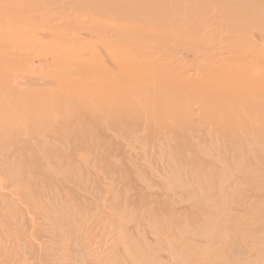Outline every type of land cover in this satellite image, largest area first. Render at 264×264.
Instances as JSON below:
<instances>
[{
	"label": "rangeland",
	"instance_id": "374dc122",
	"mask_svg": "<svg viewBox=\"0 0 264 264\" xmlns=\"http://www.w3.org/2000/svg\"><path fill=\"white\" fill-rule=\"evenodd\" d=\"M263 37L264 0H0V264H264Z\"/></svg>",
	"mask_w": 264,
	"mask_h": 264
},
{
	"label": "bare ground",
	"instance_id": "6f19581e",
	"mask_svg": "<svg viewBox=\"0 0 264 264\" xmlns=\"http://www.w3.org/2000/svg\"><path fill=\"white\" fill-rule=\"evenodd\" d=\"M241 12H242V11H241ZM248 13H249V15H251L250 13H252V12H248ZM253 13H254V12H253ZM238 14H239V11H238ZM238 14H237V16H238ZM242 14H243V13H242ZM239 15H241V14H239ZM252 15H253V14H252ZM252 15H251V16H252ZM238 17H241V16H238ZM242 17H244V19H243ZM242 17H241V18H242V19H241L242 22H246L247 19L249 20V17H250V16L247 18V17H245L244 15H242ZM243 20H244V21H243ZM250 20H252V17H250ZM143 30H144V28H143ZM263 38H264V37H263ZM230 47H231V45H230ZM232 47L236 48L237 46L235 45V46H232ZM238 48H239V47H238ZM236 49H237V48H236ZM232 50H233V49H232ZM8 51H9V50H7V52H8ZM10 51H11V50H10ZM233 51H234V50H233ZM233 51H231V52H233ZM237 52H238V50H237ZM12 54H13V53H12ZM6 55H7V54H6ZM2 57H4V56H1V58H2ZM5 57H6V56H5ZM8 57H9V56H8ZM135 65H136V64H135ZM121 69H122V68H121ZM260 72H261V71H260ZM135 74H136V73H135ZM258 75H259V74H258ZM134 76H136V75H134ZM134 76H132V77H134ZM245 76H247V75H245ZM130 77H131V76H130ZM226 77H227V76H226ZM243 77H244V76H243ZM240 78H241V76H240ZM240 78H238V79H240ZM248 78H249V80H248ZM248 78H246V81H245V78H244V81H245L244 83H245V85H246L247 88H248V87H253L254 85H258L259 81H261L260 78H256V77H253V76H249ZM262 78H263V77H262ZM236 79H237V77H236ZM145 80H146V79H145ZM145 80H143V81H145ZM176 80H177V79H176ZM176 80H175V82H176ZM143 81H142V82H143ZM179 81H180V80H178L177 82H179ZM142 82H140V84H141ZM150 82H153V80H152V81H149V83H150ZM173 82H174V81H173ZM219 82H220V81H219ZM215 83H216V81H215ZM215 83H214V85H215ZM145 84H146V83H145ZM152 84H154V82H153ZM152 84H149L150 87H152ZM147 85H148V84H146V88H150V87H148ZM142 86L144 87V84H143V83H142ZM117 87H118V86H117ZM137 87H138V86H137ZM262 87L264 88V84H262ZM179 88H181V87H179ZM254 88H255V87H254ZM263 88H262V89H263ZM238 89H239V88H238ZM243 89H244V88H243ZM236 90H237V88H236ZM245 90H246V89H245ZM218 91H219V90H218ZM243 91H244V90H243ZM223 92H224V91H223ZM234 92H235V91H234ZM218 93H219V92H218ZM218 93H217V94H218ZM237 93H239V92H237ZM237 93H235V94H237ZM245 93L247 94V92H245ZM242 94H243V92H242ZM248 94L250 95L251 93H248ZM248 94H247V95H248ZM262 94H264V89H263V91H262ZM90 95H91V94H90ZM213 95H216V94H215V91H214V94H213ZM221 95H223V94H222V93H221V94H218V95H216V97H218V99H219L220 97H222ZM244 95H245V94H244ZM249 95H248V96H249ZM239 96H241L240 93H239ZM246 97H247V96H246ZM250 97H252V95H251ZM237 98H238V100H244L242 97H240L241 99H240L239 97H236V100H237ZM248 98H249V97H248ZM253 98H254V96H253ZM253 98H252V99H253ZM258 98H259V97H258ZM215 99H216V98H215ZM234 99H235V98H234ZM250 99H251V98H250ZM255 99H256V96H255ZM255 101H257V100H255ZM219 102H221V101H219ZM219 102H218V103L216 102V103H217V104H220ZM257 102H258V101H257ZM221 103H222V102H221ZM259 103H260V105H261V107H262L261 101H260ZM259 103H258V104H259ZM254 105H255V104H254ZM260 105H259V106H260ZM259 106H258V107H259ZM258 107H257V109L260 110ZM218 108H221V106L219 107V105H218ZM221 109H222V108H221ZM219 110H220V109H219ZM242 112H244V111H242ZM242 112H241V113L239 112L238 116H239V115L242 116ZM251 112H252V111H251ZM244 113H245V112H244ZM252 114H253V113H252ZM245 115H246V113H245ZM256 115H257V113H256ZM258 115H259V114H258ZM221 116H222V115H221ZM246 116H247V115H246ZM234 117H235V116H234ZM243 117H244V114H243ZM247 117H248V116H247ZM250 117H251V116H250ZM244 118H246V117H244ZM239 119H240L241 122H243V120H241V118H238V120H239ZM242 119H243V118H242ZM228 120H229V119L227 118V121H228ZM236 120H237V118L233 121V123H234V122L237 123ZM247 120H248V119H247ZM227 121H226V122H227ZM241 122H239V127L241 126V124H240ZM251 122H252V121H251ZM223 123L225 124V122H223ZM223 123H222V124H223ZM228 123H230V122H228ZM228 123H227V124H228ZM243 123H244V122H243ZM243 123H242V125H244ZM257 123H258V122H257ZM217 124H218V123H217ZM217 124H216V122H215V125H217ZM220 125H221V124H220ZM231 125H232V123H231ZM253 125H254V124L252 123L251 126H253ZM217 126H218V125H217ZM233 126H234V124L232 125V127H233ZM219 128H221V127L219 126ZM217 129H218V127H217ZM252 130H253V129H252ZM204 234H205V233H204ZM205 248H206V247H205Z\"/></svg>",
	"mask_w": 264,
	"mask_h": 264
}]
</instances>
